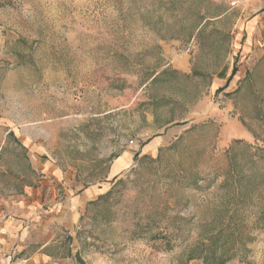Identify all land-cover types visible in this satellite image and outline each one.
<instances>
[{
    "label": "rangeland",
    "instance_id": "rangeland-1",
    "mask_svg": "<svg viewBox=\"0 0 264 264\" xmlns=\"http://www.w3.org/2000/svg\"><path fill=\"white\" fill-rule=\"evenodd\" d=\"M260 12L264 0H0V183L21 181L17 135L35 133L73 183L101 188L68 235L75 264H204L162 235L190 243L218 219L240 186L220 189L230 170L255 178L252 196L264 189V69L252 63L211 95V117L189 118L214 75L245 71L232 29ZM184 57L204 76L168 68L152 82ZM234 124L250 140L232 137ZM169 129L176 135L155 155L141 152ZM130 144L140 151L111 176ZM252 234L227 264H264V229Z\"/></svg>",
    "mask_w": 264,
    "mask_h": 264
},
{
    "label": "crops",
    "instance_id": "crops-1",
    "mask_svg": "<svg viewBox=\"0 0 264 264\" xmlns=\"http://www.w3.org/2000/svg\"><path fill=\"white\" fill-rule=\"evenodd\" d=\"M232 34L237 52L243 55L241 63L245 69L242 71L236 65L237 72L233 78L237 83L247 70H253L250 68L252 63L255 68L264 69V12L249 15L242 27L235 25ZM168 68L177 69L186 76H204L193 73L190 59L184 57L176 64L167 63L153 74L152 79ZM223 69L213 76L189 112V118L211 117V95L233 80L229 81L231 74L227 81H223L224 76H220ZM233 126L236 129L232 131V137L243 136L250 140L248 130L238 124ZM13 130L10 128L8 135ZM176 133L172 129L167 130V135L145 144L141 152L155 155L162 145L172 141ZM17 138L24 149L27 170L23 171L21 181L17 183H0V264H75L77 249L67 242L68 235L73 236L83 209L101 194V188L73 183L74 171L64 169L52 158H45L48 144L38 140L35 133H23V139L20 135ZM138 151L137 145L126 146L113 162L111 176L115 177L127 169Z\"/></svg>",
    "mask_w": 264,
    "mask_h": 264
},
{
    "label": "trees",
    "instance_id": "trees-1",
    "mask_svg": "<svg viewBox=\"0 0 264 264\" xmlns=\"http://www.w3.org/2000/svg\"><path fill=\"white\" fill-rule=\"evenodd\" d=\"M237 72L236 64L233 67L229 81ZM155 77L152 82L156 80ZM228 85L221 87L217 92L224 90ZM239 142V141H236ZM250 147V145L246 144ZM244 172L230 170L220 189L229 185L228 180L238 182L235 192L231 195V201L221 202L217 209L218 219L209 223L206 230L198 234L193 242L188 241L189 237L174 233H165L162 238L170 248L174 244L187 246L185 251L186 262L191 260H202L204 264H227L237 252H247V244L254 240L253 232L264 229V189L259 190L252 196L249 192L257 186L255 178L251 175H244ZM219 176L216 173L213 177ZM260 176H264L260 174ZM209 180L210 177H207ZM201 180V179H200ZM243 182H246L242 184ZM197 187L199 178L194 179Z\"/></svg>",
    "mask_w": 264,
    "mask_h": 264
},
{
    "label": "built area",
    "instance_id": "built-area-1",
    "mask_svg": "<svg viewBox=\"0 0 264 264\" xmlns=\"http://www.w3.org/2000/svg\"><path fill=\"white\" fill-rule=\"evenodd\" d=\"M252 0H226V2L229 4L231 8L240 7L242 5H245L249 3Z\"/></svg>",
    "mask_w": 264,
    "mask_h": 264
}]
</instances>
